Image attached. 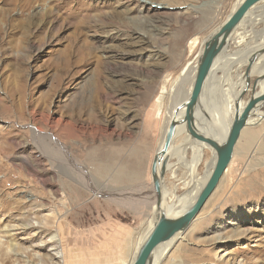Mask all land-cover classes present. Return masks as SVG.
<instances>
[{
    "label": "rangeland",
    "instance_id": "1",
    "mask_svg": "<svg viewBox=\"0 0 264 264\" xmlns=\"http://www.w3.org/2000/svg\"><path fill=\"white\" fill-rule=\"evenodd\" d=\"M236 3L0 0V181L12 180L5 190L24 196L28 205H43L28 222H4L11 232L0 225V264H63L60 247H55L59 243L66 264H117L120 237H125L121 247L132 258L135 241L153 213L150 165L163 136L168 105L166 97L157 104L162 78L177 75L194 60L203 39ZM249 13L236 29L248 35L228 42L215 80H208L205 89L211 83L220 93L232 86L240 89L245 65L231 58L261 39L257 33L264 28V3ZM254 16L258 21L251 19ZM193 37L198 42L188 50ZM249 94L239 100V107ZM258 110L263 113L264 105ZM244 130L254 133L252 143L242 148L239 137L229 170L161 264H264V117ZM47 135L66 139L62 145L88 170L102 175L97 177L100 181L122 167L128 175L134 173L138 179L128 183L133 188L126 202L130 205L95 196L57 172L46 154H40L56 151L51 142L48 148ZM184 137L176 136L174 145ZM210 159L206 149L196 178L204 176ZM168 164L163 187L175 195L186 194L190 174L177 156L169 157ZM6 169L11 170L9 176ZM56 222L64 225L62 242ZM25 223L34 227L11 235ZM46 223L51 229L40 233L39 226ZM9 240L14 249L6 247Z\"/></svg>",
    "mask_w": 264,
    "mask_h": 264
},
{
    "label": "bare ground",
    "instance_id": "2",
    "mask_svg": "<svg viewBox=\"0 0 264 264\" xmlns=\"http://www.w3.org/2000/svg\"><path fill=\"white\" fill-rule=\"evenodd\" d=\"M239 1L240 0H237V3L234 5V7L239 3ZM248 14L250 15V13H248ZM251 16H253V15H251ZM251 19H256V18L254 16ZM236 31L237 30H235L233 32L229 41L231 39H234L233 36H236L235 37L236 39L234 41L237 42V39H238V41L244 40V38L248 35V33H246V30H245V32H239V33H236ZM257 36H259L261 38L258 42L261 41V43H264V28H263V30L260 31V33H257ZM197 42H198V40L196 37L191 38L189 43H188V50H192L196 46ZM248 48L251 49V51H249L246 54L242 51V52L236 54L235 56H233L231 59H233V58L237 59L239 66H241L242 64L245 63L247 54L251 53L255 49V48H253V46H250ZM222 55L223 54H221L219 56V58L215 61V63H213V68L211 69V72L209 74L207 81L214 79L215 73L217 72V70H216L217 69V67H216L217 62H218V60H221L220 58H222ZM196 64H197V56H195L194 60H191V61L189 60V62L184 64L182 69L179 71V73L177 75L172 76L171 74L168 73V74H165L162 78L161 88H160V97L157 99V104L159 105L160 101L162 99H164V97H166L168 99V105L166 108L165 128L163 131V136L165 134V131H166V128L168 126L169 121L174 116L175 108L177 106L183 104L188 99V97L190 95L194 76H195V71H196ZM229 69H230V67H229ZM263 73H264V65L262 66V64H260L259 67L256 68L252 74L260 75ZM239 77H240V80L242 81V84L240 85L239 90H236V87L232 88L233 87L232 86L231 88H228L229 90L224 91V93H220V92L215 90L212 83L206 89H205V86H206V84H205L204 89L201 92V97H200L199 102L197 104V108L195 109V126L199 130H201L203 133L210 135L211 137L215 138L218 141H223L227 135V132L229 130V125L232 121V116L234 113V103L237 100V97L239 95L241 88L244 87V76L242 75ZM258 86H259V88L257 89ZM257 87L254 91V95H256V96L264 92V78H262L258 82ZM211 91H212V93H211ZM245 104H246V102L242 103L240 108L244 107ZM184 112H185V106H181L177 109V114L175 116L177 118H180L183 116ZM263 117H264V112L262 113V111L260 112L257 109L255 111L254 115L249 119L248 125H253L254 123H257ZM31 129L35 134H37L38 136L43 138V135H41V133H39L38 130H36L35 128H31ZM244 129L242 130L241 135H240V137L242 139V146L241 147L247 148L252 143V141L254 139V133L250 130H244ZM183 134L185 135V137L182 140H180V142L178 144L175 143V145H174V142L172 141L170 150L173 149L175 152L173 154H171L169 151V157H173V156L179 157V161H181L182 166L187 170L188 176L190 174L191 178L189 177L188 181L186 183L189 190L186 194H183V195H175L169 191H166L165 187H163V195L165 197V201H166L167 207H168L167 212H169V214H172V215H175V214L183 211L186 207H188L191 204V202L195 198L199 188L201 187V185L204 183L207 176L209 175V172H210L211 167H212L214 160H215V153L211 149V147L207 146L203 142H197L195 140H192L188 136V134L186 133L185 121H182V118H181L179 125L177 126L173 140L175 139L176 136L183 135ZM163 136H162V139L160 141L159 147L157 148L156 152L160 149V146H161L162 140H163ZM47 137L49 139L47 142L48 148L50 147L49 142H51L55 145L54 150H56V151L52 152L55 155L54 156L52 154L54 159H53L52 155H48V153L46 151L42 150L40 152V154H43V155L46 154V157L48 159H50L49 161H52L50 163L52 165H54L55 168H57V170H58L57 172L62 171L64 176H67L68 178H70L72 180V182L77 183L78 185L83 187V189H86V191L91 192L95 196H103L106 200L111 201V202L113 201L114 203H117L120 206L128 207V205H130V204L126 205V202H127V199H129L128 194L131 193V190L133 188L128 187V183L134 182V181L136 182V180L138 179L134 173L131 175H128L125 168L122 167L120 173L109 176V178L111 177L112 179L108 178V180L100 181L97 177L102 178V175L99 176L97 174V176H96V173H93L92 171L88 170L82 163H80L78 160L75 159V157H73L74 155L70 151H68L62 145V144L66 143V139L61 142V141H58L57 139H54V137H52L51 135H47ZM262 145H264V144H262ZM236 147H237V144L234 147L233 155H234V152L236 150ZM257 147H259V148L261 147L260 142L257 143ZM205 148L211 152L212 159L209 160L210 164L207 165L206 172H205L204 176H202L199 179V178H196L195 175H196L198 166L202 163L203 158L205 156V150H206ZM53 160H55V162ZM232 163H233V156H232V159L227 166V169L230 167V165ZM167 168L170 169V164H167ZM6 170H7L6 176H9V174L11 173V170L10 169H6ZM20 177H22V176H20ZM5 181H6V179H5ZM11 181H10V183H3L2 181H0V225L3 224L4 222H11L13 220H16L17 222H23V223L28 222L29 215L31 213H37L38 207H43V205L39 204V203L37 205H32V204L28 205L27 203L29 201H27V199L24 196L15 197L11 193H8L9 191L7 192L5 190V188L7 185H10L12 183ZM13 187H14V185H12L8 188L13 189ZM135 192H136V190H135ZM51 198H53V196ZM61 199H63V198H61ZM64 200H65V198H64ZM154 204H155V199H154ZM27 205L29 207H27ZM51 206H49V207H51ZM38 215H39V213H38ZM53 218H54V216H53ZM51 221H52V219H51ZM3 226H4V228H6L5 232L8 233L10 231L7 227L8 225L6 226L3 224ZM54 226L57 229V235H56L58 237L57 239L60 240L59 242H62V236H61L62 235L61 234L62 229L61 228H63V226H64L63 222H56V225H54ZM32 227H34L33 224L25 223L24 226L15 228L18 231L14 234H11V235L15 236V235L22 233V232H24L27 229L32 228ZM39 227L41 228L40 233L43 230L47 231V230L51 229V226L48 225V223L44 224L43 226H39ZM59 229H60V231H59ZM38 233L39 232L37 231L36 235L32 234L29 236V238H33L34 236H37ZM143 233L144 234L142 235V232H141L142 237L145 236L146 232H143ZM180 233L181 232L176 233L173 237H171V239L160 244L157 247V249L155 250V253H154L155 256H154L153 264H161L162 263L164 256L167 254V252L169 251L170 247L172 246V244L174 243L176 238L179 237ZM141 235L138 237V240L142 239ZM40 238H41V236H40ZM120 239H121V243L118 246V249L116 250L117 251V257L116 258L118 261L117 264H131V262L134 258V255L137 251V246H138L137 241L134 240L137 245L135 244L134 253L132 254V258L129 259V258H127L128 252H126V247L125 246L123 248L121 247L124 243L125 237H123V238L120 237ZM44 240H45V238H44ZM49 241H53L52 243H54L55 239L54 240L51 239ZM3 244L4 243H2V242L0 243V253L2 250L1 247ZM55 244H57V243H55ZM6 247L8 249H14L13 248L14 246L12 245L11 240H9L7 242ZM37 247H39V246H37ZM55 247L56 248L60 247L59 255L62 256V258H63V264H66L65 260L67 258V255H66L65 249L61 246L60 243H59V246L55 245ZM55 247H51V249L56 250ZM53 258H56V256L55 255L52 256V259ZM38 259H41V257ZM42 261L40 260V262H42ZM60 264H61V262H60Z\"/></svg>",
    "mask_w": 264,
    "mask_h": 264
},
{
    "label": "water",
    "instance_id": "3",
    "mask_svg": "<svg viewBox=\"0 0 264 264\" xmlns=\"http://www.w3.org/2000/svg\"><path fill=\"white\" fill-rule=\"evenodd\" d=\"M264 0H240L225 20L210 32L202 41L197 53L195 76L188 99L174 110V116L168 123L160 149L154 154L150 165V178L155 204L150 224L143 230L145 236L137 240V251L131 264H153L157 247L171 239L176 233L183 232L192 222L209 195L216 187L233 156V150L242 130L248 126L249 119L255 111L264 105V92L254 95L258 82L264 78V73L257 75L252 81L250 76L260 64L264 65V43L253 45L254 51L247 54L243 70L244 87L241 88L237 101L234 103V113L229 130L223 141H218L203 133L195 126V109L201 97V92L207 82L213 63L224 53L233 32L241 24L248 13ZM252 48V49H253ZM249 49V48H248ZM251 51L245 50L244 53ZM261 62V63H260ZM249 91L244 107H239V100ZM185 106L182 117L177 118V109ZM185 121L186 133L197 142H203L215 153V160L204 183L199 188L191 204L183 211L169 214L163 195V180L167 171L169 151L179 122ZM136 244V245H137Z\"/></svg>",
    "mask_w": 264,
    "mask_h": 264
},
{
    "label": "crops",
    "instance_id": "4",
    "mask_svg": "<svg viewBox=\"0 0 264 264\" xmlns=\"http://www.w3.org/2000/svg\"><path fill=\"white\" fill-rule=\"evenodd\" d=\"M244 39H245V38H244ZM258 40H260V39H256V41H254L253 44L250 45V46H253V45H255L256 43H259ZM237 42H239L238 39H237ZM260 42H261V41H260ZM250 46H246V47L243 49V52H244L245 50H248V47H250ZM262 66H263V65H262Z\"/></svg>",
    "mask_w": 264,
    "mask_h": 264
}]
</instances>
